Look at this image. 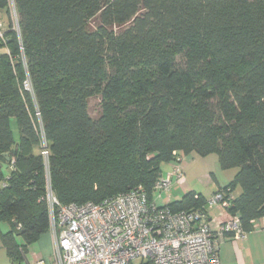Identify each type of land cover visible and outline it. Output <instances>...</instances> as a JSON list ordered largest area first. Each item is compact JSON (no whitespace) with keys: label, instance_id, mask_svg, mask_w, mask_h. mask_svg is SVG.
<instances>
[{"label":"trees","instance_id":"1","mask_svg":"<svg viewBox=\"0 0 264 264\" xmlns=\"http://www.w3.org/2000/svg\"><path fill=\"white\" fill-rule=\"evenodd\" d=\"M14 1L20 34L0 39L7 264H31L27 247L49 230L47 181L62 204L139 186L152 200L161 164L191 152H216L221 169H236L219 188L252 229L264 215V0ZM205 202L190 190L166 205Z\"/></svg>","mask_w":264,"mask_h":264},{"label":"built area","instance_id":"2","mask_svg":"<svg viewBox=\"0 0 264 264\" xmlns=\"http://www.w3.org/2000/svg\"><path fill=\"white\" fill-rule=\"evenodd\" d=\"M6 4L0 9L2 41L8 30L20 34L15 1L6 0ZM25 86L30 88L28 83ZM42 154L47 158L46 150ZM180 163L175 162L172 170L154 184L153 191L159 196L170 189L173 180H184ZM46 198L53 264H133L136 260L149 264H220V243L227 235L239 239L246 233L238 215L227 212L232 198L229 189H216L202 211H172L167 202L159 206L140 186L97 203L62 204L47 181ZM213 207L227 213L215 230L207 215ZM33 264L45 262L37 259Z\"/></svg>","mask_w":264,"mask_h":264},{"label":"crops","instance_id":"3","mask_svg":"<svg viewBox=\"0 0 264 264\" xmlns=\"http://www.w3.org/2000/svg\"><path fill=\"white\" fill-rule=\"evenodd\" d=\"M173 165L174 164L171 163V168L167 172L172 170ZM8 172L9 169L5 168L4 173L6 176L8 175ZM231 172L228 181L232 180L236 169L232 168ZM164 176L165 175L162 174V177ZM185 180L184 177L182 182ZM223 186H225V184ZM239 193L240 189L238 187L235 188L233 195L236 196ZM207 215L211 227L214 230L217 229L218 225L227 218V213L218 207L208 209ZM8 230H10V225L8 223H0V232H6ZM53 248V236L51 231L47 230L42 233L35 242L27 247V253L24 260L25 262L33 264L37 259H42L45 264H53L55 260ZM218 256L220 264H264V215L253 222L252 229L246 231L245 237L232 239L230 235H227L219 245ZM8 261L9 259L6 251L0 241V264H7ZM133 264L144 263L137 260Z\"/></svg>","mask_w":264,"mask_h":264},{"label":"rangeland","instance_id":"4","mask_svg":"<svg viewBox=\"0 0 264 264\" xmlns=\"http://www.w3.org/2000/svg\"><path fill=\"white\" fill-rule=\"evenodd\" d=\"M100 110L99 97L90 98L88 101L89 115L95 118L99 115ZM11 128L14 138H17L18 131L15 120H12ZM181 158L180 165L186 180L184 182H175V180H173L170 189L162 192L160 196L158 192H154L153 197L156 204L160 206L168 201L180 200L185 193L193 190L201 194L206 200L205 204L209 205V200L212 198V194L216 189H218L219 186L228 184L232 169L223 170L220 168L218 154L216 152L206 155H199L196 152H191L188 155L181 156ZM171 163L161 164L163 175L168 173L167 171L171 168ZM168 195L169 198H167Z\"/></svg>","mask_w":264,"mask_h":264}]
</instances>
